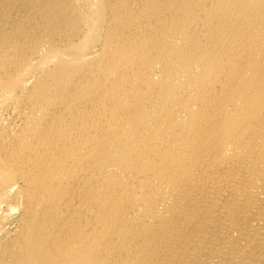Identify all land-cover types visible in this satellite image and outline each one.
<instances>
[{"label": "bare ground", "instance_id": "1", "mask_svg": "<svg viewBox=\"0 0 264 264\" xmlns=\"http://www.w3.org/2000/svg\"><path fill=\"white\" fill-rule=\"evenodd\" d=\"M0 264H264V0H0Z\"/></svg>", "mask_w": 264, "mask_h": 264}]
</instances>
